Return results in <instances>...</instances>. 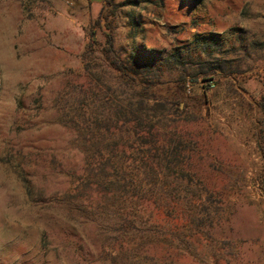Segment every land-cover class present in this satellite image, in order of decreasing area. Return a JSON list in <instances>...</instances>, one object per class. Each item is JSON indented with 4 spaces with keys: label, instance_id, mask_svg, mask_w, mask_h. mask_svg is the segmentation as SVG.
<instances>
[{
    "label": "rangeland",
    "instance_id": "rangeland-1",
    "mask_svg": "<svg viewBox=\"0 0 264 264\" xmlns=\"http://www.w3.org/2000/svg\"><path fill=\"white\" fill-rule=\"evenodd\" d=\"M101 1L0 0V264H264V0Z\"/></svg>",
    "mask_w": 264,
    "mask_h": 264
},
{
    "label": "trees",
    "instance_id": "trees-1",
    "mask_svg": "<svg viewBox=\"0 0 264 264\" xmlns=\"http://www.w3.org/2000/svg\"><path fill=\"white\" fill-rule=\"evenodd\" d=\"M109 5L112 6V0H103L102 13H101L100 18H103L104 11H105V9H107V7ZM114 11L115 10L113 8H110V11H108V15L109 16L112 15L114 13ZM173 56H175V54ZM176 56L179 59L180 54H176ZM111 63L116 68H118V70L120 72L125 71V67L122 65L119 58L118 59L113 58L111 60ZM183 81H184V79H181V78L178 80L179 85L181 84L180 87L183 86V84H182ZM193 81H194V79H193ZM144 86H145V88L147 87L146 85H144ZM132 128L134 131H136L138 133L139 139L136 141L139 144V147H136L135 150H138V154H139V152H142V155L139 156V158L143 162L142 165L145 167L152 168L151 169L152 173L158 175V172L161 171V169H162V165L159 162H155V160L153 161V158L155 156L154 152H156V154H157V150L164 148L163 146H160V144H157L158 142H161L160 140L163 141V138H161L162 137L161 129L154 122L152 124L149 123L148 125H145L143 119L140 121H136V123L133 122ZM192 139L193 138H190L189 141L186 140L184 142V150H187L188 143H193ZM188 150L194 151V149L190 148V147L188 148ZM163 177H164V175H163ZM121 197H122L121 201L123 202L125 209L126 210H127V208L130 209V212H129L130 214H132V210H133V212L136 213V214H134V213L133 214L136 216L138 215L140 217V219L144 220V218H146L145 216L148 215L147 220H150V215L147 213V207H146L148 203L152 202L151 201L152 196H150V194L139 195L137 192L135 194L134 193L130 194V193H128L127 190L122 191L121 189H118V198L121 199ZM133 199H135V201ZM175 202L177 205L178 202L177 201H175ZM157 207H158V209L161 210V212L163 214L166 213L164 211V209H162L163 205L162 206L159 205ZM173 217H174L173 220L176 221L177 228H180V225H181V228L184 229V224H182V218H181L180 214H175Z\"/></svg>",
    "mask_w": 264,
    "mask_h": 264
},
{
    "label": "crops",
    "instance_id": "crops-1",
    "mask_svg": "<svg viewBox=\"0 0 264 264\" xmlns=\"http://www.w3.org/2000/svg\"><path fill=\"white\" fill-rule=\"evenodd\" d=\"M103 4V0L101 1V5ZM217 34H209V35H203L200 37V35H197L195 39H197L195 42L200 43L202 45H221V44H231L230 40L227 38L228 36L236 39L235 33L233 34H224V31L216 32ZM235 42V41H234ZM232 53V52H231ZM220 55V54H219ZM223 62L226 63L228 60L227 58H223ZM231 59H234V56H231ZM232 62L233 60H229ZM226 70V67L223 65H220L217 69L218 73V79L219 81L216 83L217 92L214 93V100H223L227 99L228 101H231L233 105H236V101L239 100V98H243L246 96L245 90V82H250V80H246L245 76H238V77H232L229 74H224ZM208 91V90H207ZM223 95V96H222Z\"/></svg>",
    "mask_w": 264,
    "mask_h": 264
},
{
    "label": "built area",
    "instance_id": "built-area-1",
    "mask_svg": "<svg viewBox=\"0 0 264 264\" xmlns=\"http://www.w3.org/2000/svg\"><path fill=\"white\" fill-rule=\"evenodd\" d=\"M209 81H211V82H212L213 80H212V79H210Z\"/></svg>",
    "mask_w": 264,
    "mask_h": 264
}]
</instances>
